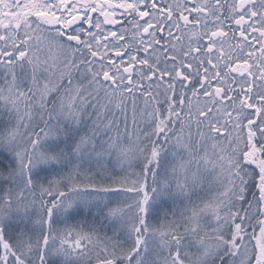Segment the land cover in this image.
I'll return each mask as SVG.
<instances>
[{
    "label": "snow or ice",
    "instance_id": "1",
    "mask_svg": "<svg viewBox=\"0 0 264 264\" xmlns=\"http://www.w3.org/2000/svg\"><path fill=\"white\" fill-rule=\"evenodd\" d=\"M0 264H264V0H0Z\"/></svg>",
    "mask_w": 264,
    "mask_h": 264
}]
</instances>
